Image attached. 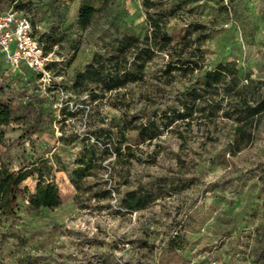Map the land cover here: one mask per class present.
<instances>
[{
	"label": "rangeland",
	"instance_id": "1",
	"mask_svg": "<svg viewBox=\"0 0 264 264\" xmlns=\"http://www.w3.org/2000/svg\"><path fill=\"white\" fill-rule=\"evenodd\" d=\"M35 1L27 13L37 38L61 40L50 51L53 82L45 84L25 66L14 70L0 52V99L14 109L0 157L14 168L48 159L62 202L33 208L36 181L23 182L16 217L0 218V264H264V111L241 132L223 111L212 119L197 112L191 124L168 128L173 112L183 111L184 92H202L205 79L201 72L165 85L155 78L166 62L162 55L149 64L146 82L129 86L127 111L107 100L92 104L88 93L78 96L70 86L116 38L144 36L143 0ZM153 1L171 10L182 6L167 27L174 38L188 23L204 26V70L234 64L240 85L251 90L248 106L264 104V0ZM84 3L94 8L85 29L78 23ZM10 9L9 1L0 4V12ZM211 100L210 106L220 97ZM147 125L156 135L142 141L138 128ZM100 129L115 139L123 132L131 149L120 160H104L99 177L81 179L78 192L70 175L83 146L70 138ZM107 189L111 197H93ZM131 192L155 200L129 211L121 201Z\"/></svg>",
	"mask_w": 264,
	"mask_h": 264
},
{
	"label": "trees",
	"instance_id": "2",
	"mask_svg": "<svg viewBox=\"0 0 264 264\" xmlns=\"http://www.w3.org/2000/svg\"><path fill=\"white\" fill-rule=\"evenodd\" d=\"M4 1H9L11 9L24 13L30 19L27 12L37 5L35 0H0V4ZM194 1L186 0L184 5ZM143 6L146 10L147 25L144 36L123 35L116 38L114 43L107 46L103 52L96 53L85 69L76 74L70 86L73 93L78 96L88 93L89 102L92 104L98 100H107L113 108L127 111L130 107L129 86L146 82L149 64L155 57L162 55L166 58V62L155 78L165 85L173 84L177 76L193 78L196 73L201 72L204 73L205 79L202 92L196 89H188L184 92L186 102L181 103L183 111L173 112L175 118L168 119V128L177 121L191 124L197 112H207L206 118L212 119L223 111V116L236 123V131L241 132L261 115L264 104H258L260 106L257 107L248 106L252 97L251 90L247 86L240 85L239 73L234 64H220L215 70H204L206 55L203 46L208 39L204 26L188 23L183 32L174 38L167 27L175 17V10L181 9L182 6L171 10L163 3L159 5L153 0H143ZM93 13L94 8L91 5L82 4L78 17V23L82 28L85 29L90 25ZM31 21L37 36V27L32 19ZM194 33L197 35L195 38ZM39 41L43 44L46 55L50 54L53 46L61 42L53 36H43ZM47 69L52 71L50 63ZM38 76L41 79V75ZM214 96L220 97V100L210 106L208 102L212 101L211 97ZM187 100L195 103L203 100L206 105L198 108L195 105L191 106ZM242 102L245 104L242 105ZM78 114L85 116V109H78ZM63 115L66 118V114ZM69 115L75 116V113L69 112ZM13 119L14 109L0 99V144L4 139V128ZM63 121L65 122L66 119ZM138 130L142 141H148L156 135L151 133L149 125ZM119 137L115 139L112 134L109 136L104 129H100L84 137L75 134L70 138L80 139L83 146L77 161L78 167L70 175V181L78 192L81 190L79 184L81 179L99 177L104 170V160L113 155L120 160L128 154L131 146L125 143V134L121 132ZM61 139L67 141L64 134ZM92 139H95V142ZM32 176L36 181V189L30 199L33 208L53 209L61 204L54 169L48 159L36 158L30 162H22L19 167L14 168L0 157V218L16 217L19 207L18 197L23 191L21 185ZM111 195L112 191L107 189L103 190L102 194L98 191L94 192L93 197L106 199ZM154 200L151 193L131 192L122 199L121 203L125 209L135 211L147 207Z\"/></svg>",
	"mask_w": 264,
	"mask_h": 264
},
{
	"label": "built area",
	"instance_id": "3",
	"mask_svg": "<svg viewBox=\"0 0 264 264\" xmlns=\"http://www.w3.org/2000/svg\"><path fill=\"white\" fill-rule=\"evenodd\" d=\"M0 52L14 70L26 66L41 75L45 84H52V71L47 69L50 54H45L31 19L24 13L10 9L0 14Z\"/></svg>",
	"mask_w": 264,
	"mask_h": 264
}]
</instances>
